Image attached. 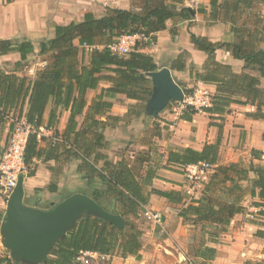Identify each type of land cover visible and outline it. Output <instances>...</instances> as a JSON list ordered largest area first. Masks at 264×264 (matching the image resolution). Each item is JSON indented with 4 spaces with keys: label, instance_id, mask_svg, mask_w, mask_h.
<instances>
[{
    "label": "trees",
    "instance_id": "obj_1",
    "mask_svg": "<svg viewBox=\"0 0 264 264\" xmlns=\"http://www.w3.org/2000/svg\"><path fill=\"white\" fill-rule=\"evenodd\" d=\"M256 1L257 4L262 2L230 0L219 4V0H211L214 21L223 15L226 22L232 24L235 41L212 43L207 38L191 34L196 49L209 57L204 73L197 71L196 79L217 87L211 106L202 111L222 115L231 104H238L255 106L258 113H263L264 90L260 88L259 79L246 73L235 74L230 67L215 61L216 51L224 49L231 52L235 59L243 60L247 68L260 67L264 77V51L257 49L263 41L258 39L260 34L264 35V19L257 17L254 31L247 29L248 24L239 26L242 17L255 9ZM199 13H205V9L199 10ZM179 17L183 20L193 19L184 0H146L140 11L108 9L102 18L88 13L79 23L56 26L54 36L42 40L38 45L31 40L1 43L0 55L19 54L21 63L27 61L30 55L45 58V66L36 73L34 80L3 71L0 73V125H6L10 120L9 129L12 130L17 122L24 119L35 130L29 135L25 150L26 167L31 168L37 161L62 164L72 160L80 161L78 172L87 184L80 193L95 200L107 212L122 216L125 222L124 228L119 229L96 217L83 218L53 248L43 264H77L79 256L86 252L116 254L122 258L139 255L142 232L129 217H137L142 207L148 204V198L129 162L112 164L103 154L102 150L108 148L104 134L108 122L102 121V118L113 106L107 101L108 98L124 95L128 99L147 102L152 95L151 81L147 74L158 71V67L150 55L139 52L137 47L129 55L119 57L112 54L108 46L125 34L144 35L153 42L152 35L166 30L167 22ZM261 22L263 26L259 28ZM84 45L102 49L89 52L86 61V51L82 48ZM183 59L182 54L174 62V69L185 70ZM194 69L192 66L191 70ZM102 82L110 84V87L102 89L85 112L87 92L97 90ZM182 89L186 98L194 93L193 89ZM185 108L182 120L191 122L199 111L187 105ZM17 109L19 114H10ZM64 111L69 112V118L64 132L60 133L58 125ZM131 112L130 109L126 119L140 116ZM11 115L15 116L14 119ZM81 117L82 123L79 122ZM107 120L120 121L110 116ZM41 128L52 131V135L39 138ZM8 139L9 133L5 145ZM219 145L220 141L216 145L206 146L202 151L188 148L168 153L169 165L184 169L188 165L207 162L213 166L214 173L205 184L202 197L192 200L179 214L184 221L201 225L200 245L194 248L193 253L202 262L189 264H207L216 257L217 251L205 246L206 237L209 242L216 243L227 232L234 217L243 212L242 202L247 194L258 198L256 205L264 208V167L254 164L249 167L239 164L215 167ZM5 149L0 150V157ZM252 153L256 159H261L260 153ZM100 162L104 163L102 168L98 167ZM35 173L36 166L28 177H33ZM250 173L256 179L251 180ZM152 179L150 173L146 185ZM244 183H248L247 187H244ZM49 190L55 192L56 186L51 184ZM152 193L170 201L175 199L170 193L156 190ZM3 215L0 213V228ZM258 236L264 239L263 232H259ZM11 262L8 255H0V264ZM247 264H264V260Z\"/></svg>",
    "mask_w": 264,
    "mask_h": 264
},
{
    "label": "crops",
    "instance_id": "obj_2",
    "mask_svg": "<svg viewBox=\"0 0 264 264\" xmlns=\"http://www.w3.org/2000/svg\"><path fill=\"white\" fill-rule=\"evenodd\" d=\"M145 1L0 0V47L2 42H22L23 40H31L38 45L42 40L54 36L56 26H65L73 22L79 23L88 13L93 14L96 18H102L106 15L108 9L140 11V7ZM226 1L230 0H219V4ZM210 2L211 0H184V5L187 8L194 10L195 6L196 8L200 7L199 10L205 9V13L194 10L196 15L192 16V20H183L179 17L168 21L166 30L152 35L153 42L140 41L137 48L139 52L150 55L154 59L158 70L164 67L169 68L175 81L181 87L188 90L191 87L192 89H203L210 92L213 97L217 94L216 85L204 84L196 79L197 71L204 73L209 57L206 53L196 49L192 43L191 34L207 38L212 43L233 42L235 35L232 32V24L226 22L223 15L214 21ZM254 5L255 9L262 6L264 15L263 0L259 4L256 1ZM252 11L247 12L245 15L248 16L249 13L251 15ZM245 15L242 17L243 20L239 26L248 24L247 28L253 27L248 23L249 19L244 21ZM254 15L253 23L258 17V14ZM259 18L264 19V16ZM263 36L262 34L259 35L260 38H263ZM262 40L264 42V39ZM75 44L79 45L78 40L75 41ZM259 50L264 51V48ZM182 54L184 55L183 60L186 68L179 71L174 69L173 65ZM32 56L38 55H30L27 60ZM38 57L40 59L37 64L38 69H30L28 73V77L32 80L35 79L36 73L45 66V58ZM10 59L21 60L20 55L15 53L0 55V73L3 71L7 74L21 76L16 71L6 70L5 63ZM215 61L230 67L235 74L246 73L257 77L260 81V88L264 90V77L261 74L260 67L247 68L243 60L235 59L231 52L224 49L216 51ZM192 66L195 67L193 71L191 70ZM256 72L260 74V77ZM109 87L110 84L102 82L97 90L87 92L85 112L100 95L101 90ZM151 87L153 91L152 82ZM107 101L111 102L113 106L102 118V121L108 122V127L104 131L108 148L102 150L103 154L108 157L109 162L112 164L120 161L129 162L133 168L135 167V177L139 182V175L136 170L138 166L145 169V173L140 176L143 182L140 184L143 187L144 195L148 198V204L142 207L137 217L130 216L138 222L140 228H137L142 232V248L138 256L128 258H122L116 254L102 255L86 252L79 256L76 263L189 264L191 262H202V259H196L193 253L194 248L200 245L201 232L199 242H196L194 246L190 244L193 241L190 238L192 229L195 230L201 225H192V223L184 221L179 214L191 204L192 200H198L202 197L205 184L209 182L210 176L205 177L200 186L195 187L192 193L189 194L192 185L187 181L184 169L176 165H169L168 153L188 148L202 151L206 146L216 145L220 141L215 167H228L232 164H239L243 167L247 166L246 164H254L264 167V117H261L264 115V110L263 113H258L255 106L231 104L222 115L200 111L192 117L191 122H188L178 116V114H185V105L179 104L170 110V104L172 103L170 102L159 113L170 114L165 118L167 121L164 123L165 127L155 134V138L159 140V145L164 148L162 149L164 157L153 159L151 152L141 155L131 150L125 151L126 147L123 145L124 140H134L137 137V132L138 135L144 133V127L140 124L143 125V117L147 114L146 105L148 101L132 100L124 95L108 98ZM130 109L132 110L131 114H140V116L135 115L126 119ZM48 112L49 109L46 117ZM257 114H259V117H256ZM108 116L119 118L120 121L107 120ZM68 118L69 112L64 111L58 125L60 133L64 132ZM79 122H83V117L79 118ZM8 125L10 126V124ZM6 127L8 133L9 127ZM51 135L52 131L47 133V136ZM149 144L143 145L140 149L147 150ZM253 151L261 154L260 160L252 155ZM144 159L147 161H142ZM37 163L40 166H36L35 175L24 177L23 186L26 205L44 210L43 204H45L50 206L49 209L51 210L66 198L80 193L86 188V181L83 179V175L78 172L80 161L72 160L65 164L55 161L47 163L37 161L35 164ZM103 164V162H100L98 167L102 168ZM150 173L153 175V179L146 185ZM250 174V179H256L253 173ZM55 180L57 181L55 182ZM51 184L56 186L55 192L49 190ZM77 184H79V189L70 192L72 191L70 189ZM143 184L146 186L144 187ZM247 184L244 183V187H247ZM153 190L170 193L175 199L170 201L155 195L152 193ZM66 192L69 194L67 197L58 202L55 201L58 200L61 194ZM258 202V198H252L250 194H247L242 202L243 212L234 217L227 232L216 243L209 242L208 237H206L205 246L217 251L216 257L207 264H247L264 260V239L258 236L259 232L264 233V215L259 214L254 219L250 218L254 209L259 208L256 205ZM4 209V203L0 197V213H5ZM146 211L160 215V223L147 219L145 217Z\"/></svg>",
    "mask_w": 264,
    "mask_h": 264
},
{
    "label": "water",
    "instance_id": "obj_3",
    "mask_svg": "<svg viewBox=\"0 0 264 264\" xmlns=\"http://www.w3.org/2000/svg\"><path fill=\"white\" fill-rule=\"evenodd\" d=\"M192 16L196 15L188 8ZM153 85L146 113L156 118L171 101L185 104L182 87L175 81L167 67L147 74ZM24 176L20 175L10 194L2 219V243L17 264H43L53 248L64 239L76 224L86 217L102 219L119 229L124 219L104 210L95 200L77 193L66 198L51 210H42L24 204Z\"/></svg>",
    "mask_w": 264,
    "mask_h": 264
},
{
    "label": "built area",
    "instance_id": "obj_4",
    "mask_svg": "<svg viewBox=\"0 0 264 264\" xmlns=\"http://www.w3.org/2000/svg\"><path fill=\"white\" fill-rule=\"evenodd\" d=\"M149 41L151 39L144 35H122L116 39L111 45L108 46L112 54L124 57L129 55L138 45L140 41ZM86 52H91L95 49H102V47H89L84 45L82 47ZM187 106L194 108L197 111H202L208 108L212 104V95L210 92L203 89H196L190 97L185 99ZM10 128V127H9ZM8 128L9 139L4 154L0 157V186L3 191L9 196L16 187L18 177L22 175L26 170V164L24 160L25 150L28 143L29 135L35 130L28 125V123L22 119L17 122L12 130ZM45 128H41L39 131V138L43 135L47 136ZM213 166L207 162H200L197 164L188 165L184 168V173L187 181L192 185L190 187L191 192L195 187L200 186L204 181V178L212 171ZM264 214V208L259 207L254 209L250 218L254 219L259 214ZM145 217L156 223L160 222V215L154 214L151 211L145 212Z\"/></svg>",
    "mask_w": 264,
    "mask_h": 264
},
{
    "label": "rangeland",
    "instance_id": "obj_5",
    "mask_svg": "<svg viewBox=\"0 0 264 264\" xmlns=\"http://www.w3.org/2000/svg\"><path fill=\"white\" fill-rule=\"evenodd\" d=\"M171 1V0H170ZM200 7H197L195 6V9L194 10H199ZM254 14H258V17H261V16H264L263 15V8L262 6H258L254 11H252L251 15L249 13V15H245L244 17V21L248 20V23H250V26H253V27H250V28H247L249 30H252L254 31V18H255V15ZM247 16V17H246ZM250 16V17H249ZM246 18V19H245ZM260 24V27L259 28H262L263 26V23H259ZM258 24V25H259ZM258 40H262V38L259 37ZM232 41H235V38L232 40ZM260 42V41H259ZM258 42V43H259ZM262 49L264 48V42H260L257 46V49ZM89 52H86L85 53V60L88 61V58H89ZM39 57L38 56H32L29 58V60L21 63L20 61H16L14 59H10V61L6 62L5 63V66H6V70L10 71V72H17L19 73L21 76L19 77H28V73L30 71V69H34V68H37L38 69V62H39ZM20 65V68H17V66ZM256 74H258V77H260V74L258 72H256ZM264 82V81H263ZM195 88V87H194ZM189 89H192L189 88ZM197 88L193 89L194 91L196 90ZM172 103L170 104V110H172L174 107H176L177 105H179V103L175 102V101H171ZM186 106V103L184 104ZM10 114H19V110H15L13 112H11ZM167 115H170V114H159L156 118H153L152 116L148 115V114H145V116L143 117L144 120L142 121L143 122V125L140 124L141 126L144 127V133L142 135H138V132L136 133L137 137H135L134 140L132 141H127V140H124V146L126 147V150L125 151H133V152H138L140 153L141 155H144V154H149L150 152L152 153L151 157L153 159H162L164 157V155L162 154V149H164L163 147H161L158 143V139L155 138V134H157L160 130L162 131V129L165 127L164 123L167 122L165 120L166 116ZM173 115H176V114H173ZM17 116V115H16ZM177 116V115H176ZM178 116L182 117L183 114H178ZM11 118L14 119V117H12V115L10 116ZM10 124V120L9 122L6 123V125H0V131H1V140H0V150H2L3 148L5 149L7 144H8V141H7V144L5 145V140H6V137H7V132H6V126L9 127ZM137 128V127H136ZM150 143V144H149ZM149 144V148L147 150H144V149H140L143 145H147ZM127 145V146H126ZM153 148V149H152ZM162 161V160H161ZM36 163V162H35ZM31 166V168H27V170L22 174L24 177L27 176L28 177V174L35 168V166L39 167L40 165L37 163ZM248 167L250 165L246 164ZM246 166V167H247ZM135 168V167H134ZM137 168V167H136ZM72 170V168H71ZM70 171V169H69ZM136 173L139 175V180H140V183H143L142 182V179H140V176L143 175L145 173V169L144 168H141L138 166L137 170H136ZM214 173L213 171H211L208 175H207V178L209 176H211V174ZM251 175V174H250ZM249 175V176H250ZM254 175V174H253ZM251 177V176H250ZM253 180V179H251ZM57 180H55L56 182ZM248 185V184H247ZM143 186L145 187L146 185L143 184ZM205 188V187H204ZM79 189V184L75 185L74 187H72L70 190V192H74V191H77ZM202 190V189H201ZM69 192V193H70ZM69 194L68 192L64 193V194H61L60 197H58V200H55L56 202L60 201L61 199H64L65 197H67ZM10 196V195H9ZM9 196L3 191V189L1 188L0 186V197H1V200L3 201L4 203V212L6 210V204H7V201H8V198ZM245 199V198H244ZM25 198H24V204H25ZM47 204V203H46ZM50 206L48 205H45L43 204V208L44 209H49ZM129 220L138 228L139 225L137 224L138 222L133 219L132 217H129ZM160 223V222H159ZM201 232V227L197 228V229H192V232H191V239L193 241L190 242V244H192V246H194V244H196V242H199L200 238H199V234ZM197 248V247H196ZM0 255L1 256H6L8 255L9 258L11 259L10 257V254L9 252L5 249V247L3 246V243H2V238H0ZM11 264H17L14 260L11 259ZM259 262V261H258ZM19 264H24V263H19Z\"/></svg>",
    "mask_w": 264,
    "mask_h": 264
}]
</instances>
